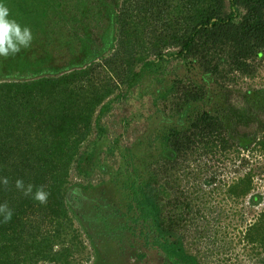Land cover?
<instances>
[{
  "label": "trees",
  "instance_id": "1",
  "mask_svg": "<svg viewBox=\"0 0 264 264\" xmlns=\"http://www.w3.org/2000/svg\"><path fill=\"white\" fill-rule=\"evenodd\" d=\"M62 1L5 0L12 16L32 29L34 39L29 49L19 53L27 55L21 61L7 63L18 54L0 62V175L9 179L8 185L0 187V202H8L14 210L12 220L0 224V264H35L40 258L60 257H50L46 247H50V234L58 232L53 222L67 215L62 185L72 162L79 175L88 174L82 165L86 151L79 149L82 137L91 132L93 123L97 138L103 135L101 114L96 121L93 116L99 107L105 111V100L121 84L136 87L145 74L165 70L173 60L186 67L198 66L225 86L238 77H255L257 61L264 58V0H100L106 22L98 39L86 21L92 0ZM64 5L74 9L67 8L65 13ZM62 20L71 23L72 39L57 37ZM79 23L85 28L84 35L78 33ZM48 29L53 37L37 42ZM63 45H67L68 56L61 51ZM110 72L119 77L120 84L113 83ZM206 95L203 85L184 78L159 94L164 101L172 96L181 100L178 118L184 124L163 135L160 167L147 179L135 174L129 211L122 214L127 216L126 224L113 228L117 232L139 228L143 242L136 253L142 259L156 251L165 256L163 264H197L196 257L175 237L177 228L169 226L174 223L166 218L170 195L158 178L164 179L170 169L179 170L191 157L196 161L216 149L226 156L225 151L234 147L226 137L223 118L208 110L196 112ZM195 169L200 173L211 170L207 163ZM175 172L170 176H175L180 187L188 176ZM17 179L44 186L50 193L48 202L40 204L24 196L15 188ZM237 181L229 185L228 192L238 197L249 194L252 174ZM252 198L255 203L261 196ZM251 226L252 232L258 230ZM109 227L105 224L101 234L112 233Z\"/></svg>",
  "mask_w": 264,
  "mask_h": 264
},
{
  "label": "rangeland",
  "instance_id": "2",
  "mask_svg": "<svg viewBox=\"0 0 264 264\" xmlns=\"http://www.w3.org/2000/svg\"><path fill=\"white\" fill-rule=\"evenodd\" d=\"M99 2L92 0L90 6L88 4L90 11L86 20L97 39L106 22ZM67 8L74 9V6ZM67 8L62 6L65 13H68ZM70 24L62 20V24L57 25L58 38L72 39ZM80 24L78 33L84 35L85 28ZM52 32L48 29V34L44 33L37 42L45 43L53 37ZM62 47L61 51L68 56L67 45ZM26 56L19 54L7 63L15 64ZM63 58L60 62L64 64ZM4 60L5 57H0V62ZM257 62L255 77H238L236 82L228 81L225 86L198 66L186 67L173 60L163 67L165 70L145 74L136 87L129 89L121 84V88L105 100V111L102 113L99 107L93 116L96 121L101 114L103 135L97 138L98 128L93 123L91 132L82 137L79 149L86 151L82 165L83 169H88V174L79 175L72 162L70 175L62 185L67 215L53 222L58 232L50 234V247H46L50 257H60L56 260L40 258L35 264H163L165 256L156 251H150L143 259L138 256L136 247L143 242L139 228L122 229L123 232L114 229L126 224L127 216L124 218L122 214L129 211L131 180L135 174L147 179L152 170L160 167L163 135L176 125L184 124L178 118L181 100L172 96L164 101L159 96L181 78L204 86L207 95L196 105V112L208 110L223 118L226 137L234 147L225 151L226 156L216 149L213 155H200L196 161L191 157L179 170L170 169L168 175L163 174L164 179L158 178L170 195L166 218L174 219V223L171 225L168 221V224L177 228L175 237L196 257L197 264H264V230L260 229L264 227V58ZM111 76L115 77L113 83H121L119 77L110 72ZM244 145L249 148L244 149ZM200 163H207L211 170L198 172L195 168L200 167ZM173 172L176 176H188L183 178L188 181H180L182 185L177 187L175 176H170ZM247 173L252 174L251 194L233 196L228 192L229 185L237 183ZM202 177L213 181H199ZM80 184L91 187L85 189ZM251 195L261 198L253 203ZM166 199L163 202H167ZM105 224L110 226V236L101 234ZM251 224L258 230L252 232Z\"/></svg>",
  "mask_w": 264,
  "mask_h": 264
},
{
  "label": "clouds",
  "instance_id": "3",
  "mask_svg": "<svg viewBox=\"0 0 264 264\" xmlns=\"http://www.w3.org/2000/svg\"><path fill=\"white\" fill-rule=\"evenodd\" d=\"M33 39L32 29L12 16L5 0H0V57H15L22 50L29 49ZM8 184L9 179L0 175V187ZM15 188L24 196L31 197L40 204L48 202L50 193L42 185L26 184L23 179H17ZM13 215L14 210L9 206V203L0 202V224L9 223Z\"/></svg>",
  "mask_w": 264,
  "mask_h": 264
},
{
  "label": "built area",
  "instance_id": "4",
  "mask_svg": "<svg viewBox=\"0 0 264 264\" xmlns=\"http://www.w3.org/2000/svg\"><path fill=\"white\" fill-rule=\"evenodd\" d=\"M251 194V193H250ZM252 196V195H251Z\"/></svg>",
  "mask_w": 264,
  "mask_h": 264
}]
</instances>
